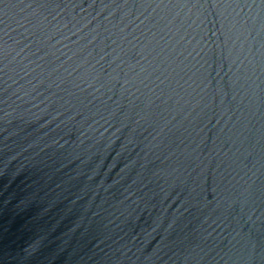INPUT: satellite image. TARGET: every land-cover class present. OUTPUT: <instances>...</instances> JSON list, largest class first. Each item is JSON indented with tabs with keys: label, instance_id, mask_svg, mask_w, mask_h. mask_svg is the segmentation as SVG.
Returning <instances> with one entry per match:
<instances>
[{
	"label": "water",
	"instance_id": "obj_1",
	"mask_svg": "<svg viewBox=\"0 0 264 264\" xmlns=\"http://www.w3.org/2000/svg\"><path fill=\"white\" fill-rule=\"evenodd\" d=\"M0 264H264V0H0Z\"/></svg>",
	"mask_w": 264,
	"mask_h": 264
}]
</instances>
